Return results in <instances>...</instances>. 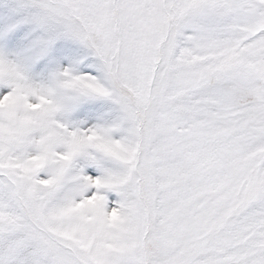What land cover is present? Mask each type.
<instances>
[{
	"label": "snow or ice",
	"instance_id": "6c2138e0",
	"mask_svg": "<svg viewBox=\"0 0 264 264\" xmlns=\"http://www.w3.org/2000/svg\"><path fill=\"white\" fill-rule=\"evenodd\" d=\"M0 264H264V0H0Z\"/></svg>",
	"mask_w": 264,
	"mask_h": 264
}]
</instances>
